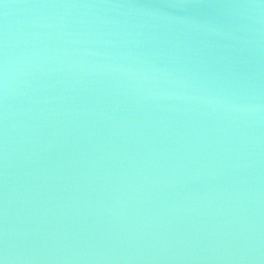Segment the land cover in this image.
Segmentation results:
<instances>
[{"label": "water", "instance_id": "1", "mask_svg": "<svg viewBox=\"0 0 264 264\" xmlns=\"http://www.w3.org/2000/svg\"><path fill=\"white\" fill-rule=\"evenodd\" d=\"M3 264H264V0H0Z\"/></svg>", "mask_w": 264, "mask_h": 264}, {"label": "snow or ice", "instance_id": "2", "mask_svg": "<svg viewBox=\"0 0 264 264\" xmlns=\"http://www.w3.org/2000/svg\"><path fill=\"white\" fill-rule=\"evenodd\" d=\"M0 264H3V262H2V261H0Z\"/></svg>", "mask_w": 264, "mask_h": 264}]
</instances>
